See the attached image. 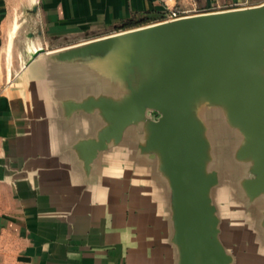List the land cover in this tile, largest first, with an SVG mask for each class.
Masks as SVG:
<instances>
[{"label": "crops", "instance_id": "crops-1", "mask_svg": "<svg viewBox=\"0 0 264 264\" xmlns=\"http://www.w3.org/2000/svg\"><path fill=\"white\" fill-rule=\"evenodd\" d=\"M175 3L183 17L264 0ZM164 21L159 0H0V264H180L174 189L160 152L147 150L132 125L89 161L86 142L107 116L74 106L121 101L128 80L140 86L154 77L151 48L126 38L95 56L57 54ZM253 60L264 84V46ZM218 171L212 200L226 264H264V193L235 161Z\"/></svg>", "mask_w": 264, "mask_h": 264}, {"label": "water", "instance_id": "water-1", "mask_svg": "<svg viewBox=\"0 0 264 264\" xmlns=\"http://www.w3.org/2000/svg\"><path fill=\"white\" fill-rule=\"evenodd\" d=\"M126 38L151 48L158 71L140 86L128 80L121 101L74 104L107 116L108 124L86 142L87 159L118 141L124 128L138 127L146 149L162 155L174 189L180 264H226L212 200L218 168L241 164L252 176L251 189L264 193V84L253 60L264 46V5L183 16L57 54L95 56ZM43 52L35 50L31 59Z\"/></svg>", "mask_w": 264, "mask_h": 264}, {"label": "built area", "instance_id": "built-area-1", "mask_svg": "<svg viewBox=\"0 0 264 264\" xmlns=\"http://www.w3.org/2000/svg\"><path fill=\"white\" fill-rule=\"evenodd\" d=\"M164 8V13L167 20L182 17V11L175 7V0H159Z\"/></svg>", "mask_w": 264, "mask_h": 264}, {"label": "trees", "instance_id": "trees-1", "mask_svg": "<svg viewBox=\"0 0 264 264\" xmlns=\"http://www.w3.org/2000/svg\"><path fill=\"white\" fill-rule=\"evenodd\" d=\"M134 23H136V22L133 21V20H130V21L127 23V26H131V25H133Z\"/></svg>", "mask_w": 264, "mask_h": 264}]
</instances>
